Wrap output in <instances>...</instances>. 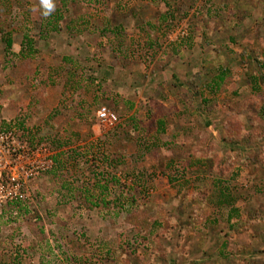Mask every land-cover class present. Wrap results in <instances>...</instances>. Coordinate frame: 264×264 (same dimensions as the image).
<instances>
[{"label":"rangeland","instance_id":"374dc122","mask_svg":"<svg viewBox=\"0 0 264 264\" xmlns=\"http://www.w3.org/2000/svg\"><path fill=\"white\" fill-rule=\"evenodd\" d=\"M54 3L40 34V0H0V120L53 155L21 211L0 205V264H264V0Z\"/></svg>","mask_w":264,"mask_h":264},{"label":"built area","instance_id":"2783aa9c","mask_svg":"<svg viewBox=\"0 0 264 264\" xmlns=\"http://www.w3.org/2000/svg\"><path fill=\"white\" fill-rule=\"evenodd\" d=\"M97 121L105 129H114L119 120L115 112L101 107L96 114ZM0 120V190L5 195L0 196V205L5 201H22L19 193L26 183L53 166L51 150L44 144L27 148L14 135V130H8Z\"/></svg>","mask_w":264,"mask_h":264},{"label":"trees","instance_id":"16d2710c","mask_svg":"<svg viewBox=\"0 0 264 264\" xmlns=\"http://www.w3.org/2000/svg\"><path fill=\"white\" fill-rule=\"evenodd\" d=\"M142 2H146L149 5H157L162 3L164 5V7H167L170 5L169 4V0H140ZM167 19V16H161L160 20L161 23L165 22ZM62 21V14L59 10H57L56 12L52 13L50 16L48 17H42L41 21L38 24V32L40 34L42 33H55L57 31H59V23ZM116 31L118 32V34H121L120 32L122 31V28L116 29ZM0 38L2 43L4 44V53L5 55H9L11 53V49L13 47V40L10 34H8V32L5 29H1L0 30ZM26 42L21 44V49H20V57H25L24 53L26 55H32V53L35 51L34 50V42L31 40H28V38H26L25 40ZM27 57V56H26ZM254 61H256V65L255 66V72H256V77H253L252 80H254L255 82H258V84H262L264 86V60L262 59H257L255 58ZM263 73V74H261ZM256 78V79H255ZM232 75L230 73V71L226 68H219V71L217 72V74H215L212 79L210 80L209 83V89L212 91V93H216V94H223L226 91V87L228 85L231 84L232 82ZM204 102V105L207 106L208 111H214V109L216 108L217 103L213 102L207 105V100L206 98H203L202 100ZM202 107L204 108L203 104ZM205 111V108H204ZM3 126L8 129H15L17 131H22L23 125L21 123L19 124H14V123H3ZM157 132L159 133H164V126L161 120H158V128L156 129ZM107 191V189L104 187L102 189V192ZM221 196L224 197L225 194L223 192H221ZM97 199H93L91 196H87L84 198V204L88 205V209H95L97 207H99L100 203L103 204L102 201L100 202H96ZM22 204H24L22 201L17 200V201H11L8 202L6 204V208L5 210H11V211H21L22 208ZM141 234V233H140ZM143 235V234H141Z\"/></svg>","mask_w":264,"mask_h":264},{"label":"clouds","instance_id":"9594fccd","mask_svg":"<svg viewBox=\"0 0 264 264\" xmlns=\"http://www.w3.org/2000/svg\"><path fill=\"white\" fill-rule=\"evenodd\" d=\"M42 8V15L46 18L50 16L55 10L54 0H40Z\"/></svg>","mask_w":264,"mask_h":264},{"label":"crops","instance_id":"0c3cea01","mask_svg":"<svg viewBox=\"0 0 264 264\" xmlns=\"http://www.w3.org/2000/svg\"><path fill=\"white\" fill-rule=\"evenodd\" d=\"M41 17H43V15H41ZM121 25V26H120ZM117 28H123V25L122 24H118V25H116V29ZM71 39V38H70ZM12 40H13V46H14V44H15V42H14V37H12Z\"/></svg>","mask_w":264,"mask_h":264}]
</instances>
